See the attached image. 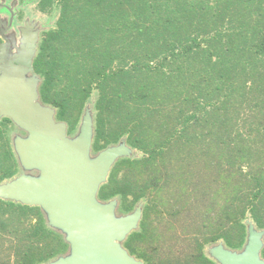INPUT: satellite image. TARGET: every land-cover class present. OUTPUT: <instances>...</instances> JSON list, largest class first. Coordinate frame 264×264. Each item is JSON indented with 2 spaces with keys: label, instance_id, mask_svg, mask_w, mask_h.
Here are the masks:
<instances>
[{
  "label": "trees",
  "instance_id": "16d2710c",
  "mask_svg": "<svg viewBox=\"0 0 264 264\" xmlns=\"http://www.w3.org/2000/svg\"><path fill=\"white\" fill-rule=\"evenodd\" d=\"M37 9L58 11L33 60L40 102L71 136L94 94L92 154L123 141L140 152L118 158L97 194L117 201L118 216L141 206L122 246L144 264H216L206 250L221 242L242 251L249 221L264 230V0H39ZM17 131L0 117V184L22 170ZM69 252L40 206L0 198V264Z\"/></svg>",
  "mask_w": 264,
  "mask_h": 264
},
{
  "label": "water",
  "instance_id": "95a60500",
  "mask_svg": "<svg viewBox=\"0 0 264 264\" xmlns=\"http://www.w3.org/2000/svg\"><path fill=\"white\" fill-rule=\"evenodd\" d=\"M11 11L9 22L0 18L1 37L6 41L0 44V117L10 118L28 133L26 138L15 137V151L22 168L35 169L39 175L23 173L0 184V198L40 206L49 224L64 232L70 252L48 264H144L122 246L138 227L141 206L117 216L116 200L102 203L97 198L112 165L118 158L132 156V148L123 141L91 157L94 121L90 112L79 135H68L66 123L55 118L56 109L40 102V79L33 68L38 38L23 35L17 46L16 37L9 33L15 18ZM263 237L264 230L249 222L241 252L223 244L210 249L221 264H264Z\"/></svg>",
  "mask_w": 264,
  "mask_h": 264
},
{
  "label": "rangeland",
  "instance_id": "374dc122",
  "mask_svg": "<svg viewBox=\"0 0 264 264\" xmlns=\"http://www.w3.org/2000/svg\"><path fill=\"white\" fill-rule=\"evenodd\" d=\"M38 1L39 0H26L24 2L21 0H0V18L1 19L7 22H9V20L11 19L12 11L4 6H8V7L10 6L12 10H14L15 12V18L12 24V28L11 30H9V33L14 34V36L16 37L17 46H20L22 44V40L25 39L23 35H25L26 38L32 35L36 36L38 38V41H37V44H38L42 33L50 28H53L55 25V22L58 18V11L54 10L53 12L49 14L42 13L37 9ZM13 2H15V5H13ZM2 30H3V26L0 27V40H1V43L6 44L5 39L1 37ZM95 99H96V95L93 94L90 100L88 101V103L86 104L85 110L79 121L76 131L73 134H71L70 136L71 138H75L76 136L79 135L81 126L83 125L84 116L86 115V113L90 112L91 116H93V113H94L93 105H94ZM18 135L24 138L28 137V133L25 131H17L16 136ZM91 155H92L91 157H94L97 154L91 153ZM131 155L140 156V152L132 149ZM23 173L27 175H31V176L39 175V171L35 169L24 170L22 168L20 174H23ZM219 244H223V243L221 242ZM206 252L211 258L215 259L212 255L210 248H207ZM45 264H48V263H45Z\"/></svg>",
  "mask_w": 264,
  "mask_h": 264
},
{
  "label": "flooded vegetation",
  "instance_id": "af4514ba",
  "mask_svg": "<svg viewBox=\"0 0 264 264\" xmlns=\"http://www.w3.org/2000/svg\"><path fill=\"white\" fill-rule=\"evenodd\" d=\"M8 9H10V10H12V8L9 6H6ZM14 11V10H13ZM15 13V12H14ZM225 247V246H224ZM237 252H239V251H237ZM241 252V251H240ZM213 259V258H212ZM214 261H215V263L216 264H221L219 261H217V260H215V259H213Z\"/></svg>",
  "mask_w": 264,
  "mask_h": 264
}]
</instances>
